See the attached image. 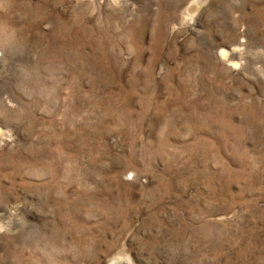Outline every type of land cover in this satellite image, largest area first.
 <instances>
[{"label": "rangeland", "instance_id": "1", "mask_svg": "<svg viewBox=\"0 0 264 264\" xmlns=\"http://www.w3.org/2000/svg\"><path fill=\"white\" fill-rule=\"evenodd\" d=\"M129 263L264 264V0H0V264Z\"/></svg>", "mask_w": 264, "mask_h": 264}, {"label": "bare ground", "instance_id": "2", "mask_svg": "<svg viewBox=\"0 0 264 264\" xmlns=\"http://www.w3.org/2000/svg\"><path fill=\"white\" fill-rule=\"evenodd\" d=\"M226 53L224 52V50H219V52H218V55L219 56H224ZM120 262V261H119ZM130 264V263H129Z\"/></svg>", "mask_w": 264, "mask_h": 264}]
</instances>
